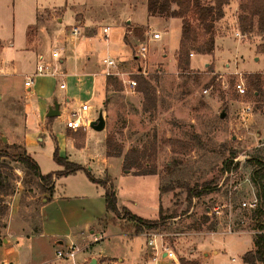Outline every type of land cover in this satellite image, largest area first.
<instances>
[{
    "label": "rangeland",
    "instance_id": "374dc122",
    "mask_svg": "<svg viewBox=\"0 0 264 264\" xmlns=\"http://www.w3.org/2000/svg\"><path fill=\"white\" fill-rule=\"evenodd\" d=\"M144 2L0 0V20L3 21L0 24V39L6 42L11 27L14 31L12 40L17 44L29 26L28 39H34L38 34L41 46L39 52L45 59H50L53 48L61 56L65 48L69 49L71 56L62 66L57 64L59 73H64V77L37 76L33 79V82L49 80L57 93H63L58 88L59 83L72 87V79L67 77L78 72V57L81 56L84 62L85 55L90 58L87 70L101 71V61L106 57L122 63L123 69H130L135 66L133 57L138 44L146 42L154 31L158 32L160 40L148 43V74L136 76L152 85L154 106L145 104L141 92L127 95L122 87L120 91L110 89L104 94L103 77H98V97L91 105L97 108L98 114L104 102L101 111L105 131L89 130L92 138L87 152L91 155L101 154L106 133V136L113 137L121 144L122 154L119 158L123 160L128 150H136L142 153L139 160L142 169L154 170V174L135 175L138 170L135 167L125 173L115 161L111 162L107 172L99 162H94L91 172L96 177H103L104 173L109 175L96 179L107 181L106 186L112 185L119 203L132 214L152 220L157 218L161 205L165 215L173 216L159 232L164 234L177 261L157 258L156 264H179L181 257L195 260L198 264L203 261L204 264H244L242 256L253 250L257 232L254 229L253 210L241 205L257 193L250 181L251 168L246 160L252 156L264 158V33L255 32L248 36L242 35V38L236 37L239 6L246 0H227L223 6V16L214 22L217 37L213 55L192 56L188 70L181 72L175 61L181 20L158 15L150 17ZM210 2L212 0H202L203 4ZM59 16L62 17L61 22L57 20ZM127 21L143 28L137 34L129 33ZM75 25L81 26L82 36L73 44L68 35L70 28ZM104 27H109L107 40L98 37ZM61 28L68 38L66 42L64 37L66 47L62 49L54 38V33ZM124 32L128 45L123 39ZM256 74L260 79L258 97L254 94L256 88L249 85L252 76ZM237 82L243 83L244 95L235 90ZM205 89L206 93L203 92ZM75 93L80 98L85 96L83 89ZM23 104L19 92L8 98L0 95V149H4L5 143L22 148V135L27 124L36 141V146L31 149L36 153L42 173L54 172L58 175L63 167L53 160V153L56 151L59 157L63 156L56 147L59 138L57 134L65 133V123L53 118L49 128L36 133L35 125L31 127L29 121L26 122ZM68 106L72 108L74 103H68ZM144 106L147 108L144 109ZM245 106L250 107V113H242ZM221 114L223 117H220ZM37 135L43 138V144L35 139ZM3 137L5 141H2ZM16 148H8V151L13 154L19 151ZM71 154L74 160L84 158L81 154L80 157L74 155V152ZM231 154L235 157L230 168L223 171V161L229 159ZM3 161L11 174L14 189L12 195L20 189V207L25 211L24 218L31 221L36 231L42 192L38 188L40 186L35 178L24 174L18 162L11 158ZM53 186L57 190L61 187H95L82 171L57 177L53 180ZM188 187L217 188L189 201L186 197ZM166 188L169 191H165ZM12 195L4 198L8 208ZM262 201L264 205V198ZM214 207H219V215L213 212ZM206 210L208 220L196 229L194 223L202 221ZM122 215L120 213L119 219H125L129 224L121 222L122 228L109 225L102 237L104 239L91 249L77 245L81 250L74 257L75 264H85L83 260L88 256L112 257L114 259L111 264H119L116 258H122L123 264H153L148 259L144 232L135 235L134 224ZM212 222L214 228L208 229ZM0 226L5 227L2 220ZM229 226L231 233H228ZM41 251L43 260L55 257L54 249H49L46 244L42 245ZM92 259V264H98L92 262ZM59 263L73 264L70 259H59V262L51 264Z\"/></svg>",
    "mask_w": 264,
    "mask_h": 264
},
{
    "label": "crops",
    "instance_id": "0c3cea01",
    "mask_svg": "<svg viewBox=\"0 0 264 264\" xmlns=\"http://www.w3.org/2000/svg\"><path fill=\"white\" fill-rule=\"evenodd\" d=\"M64 5H66V1ZM144 7L146 9V0L144 2ZM57 20L61 22L62 17H57ZM2 22L3 21L0 20V24ZM84 23L85 22H83V24ZM127 26L128 32H133V34H137L135 28L138 30L143 28L141 25L140 27L139 25L134 26L130 21H127ZM28 27H26L24 31L22 40H19L17 44L12 40L14 31L11 27L9 28L10 37L6 42L0 39V95L8 98L15 94V92L22 94L24 101L23 111L26 116V122L29 121L31 127L33 124L35 125L36 133H40L45 128H49L53 122V118H55L56 121L61 119L62 122L65 123L68 114L77 109L80 104L84 103L88 104V111L85 117L90 121L96 119L99 113L97 114V108L95 109L94 106L91 105V102L98 97L96 93L98 77H103L102 88L104 89V94L107 92L105 84L106 78L102 75V70L98 72L86 69L90 67V58L87 55H85V62L81 56L78 57V72L69 74V76L65 75V77L68 76L67 78L72 79V87L67 84H65V88H60V86H58L59 90L63 93H57V90L52 88L53 83L46 79L36 80V82H33L30 91H26L23 85L25 77L33 73L37 58L41 55L39 52L41 46L38 42V34L35 35L34 39H28ZM64 37H66L67 42L69 36L67 38L63 28L54 33V38L57 39L56 42L61 49L62 47H66V43H63V39L65 40ZM125 38L126 32H124V42ZM159 40H156V42ZM70 56L71 52L69 49L65 48L61 58L58 60V64L62 66ZM65 71L64 69V72ZM60 84L61 83H59V85ZM81 89H83L85 93L84 98H80L79 95L75 93V91H80ZM54 102L58 103L59 115L48 119L49 117L46 116L48 107ZM71 102L74 103V107L72 108L68 106V103ZM102 106H104V102ZM102 106L99 107V112H102ZM25 126L26 130L22 135L23 147L28 155L38 164L40 172L42 173L40 163L36 158V153L31 149V147H34L36 144V141L34 140L31 130L27 128V124ZM89 130L92 129L89 127L84 130L85 136L82 147L80 148L75 147L73 138L74 133L78 130L65 127V133L59 132L57 134L59 138L56 148L59 150L60 154L63 155L62 157L70 162L81 165L94 178L109 176L107 173L102 174L103 177L94 176L91 172L94 162H99L105 172H107L111 162L114 161L122 169L121 158L106 157L105 155L104 142L106 133L104 134L102 153L96 155L87 153L89 150V141L92 138ZM92 131L101 132L105 130ZM35 139L39 143L43 142V138L40 135H37ZM71 152H74V155H77V157H80L79 155L81 154L84 158H81V160H74L71 157ZM92 184L95 187H61L60 190L53 187L51 195L41 192V203L38 206L37 214L38 220H36L38 228H36V231L30 224L31 221L24 218L25 211L20 207L21 192L20 189H18L11 197V204L9 205L7 214L2 218L5 227H0V234L2 235L0 236V264L3 262H10L12 264H42L44 262L51 264L59 262L56 254H54L55 257L51 260H43V252L41 251L42 245L46 244L49 249H54V253H56L58 249H65L70 244L91 249L94 244L104 239L102 237L109 225L113 224L122 228L123 225H121V222H126L125 219L115 217L114 214L109 213L106 209L103 195L104 188L97 184ZM116 198L118 210L123 207L126 208L119 203L117 195ZM127 224L129 223L126 222V225ZM41 243L42 245H40ZM92 258L95 260V263L98 264H111L113 263L112 259H114L112 257L88 256L85 257L83 261L85 264H92L90 262ZM71 261L75 264L74 259ZM115 261H118L119 264H123L124 260L122 258H116ZM200 264H204V261Z\"/></svg>",
    "mask_w": 264,
    "mask_h": 264
},
{
    "label": "trees",
    "instance_id": "16d2710c",
    "mask_svg": "<svg viewBox=\"0 0 264 264\" xmlns=\"http://www.w3.org/2000/svg\"><path fill=\"white\" fill-rule=\"evenodd\" d=\"M227 0H212V2L203 4L202 0H146V11L148 16H162L165 18H178L181 20V34L178 49L175 54L176 67L184 72L189 68L190 54L212 56L215 49V40L217 32H215V21L223 16V6ZM240 13L236 18V28L241 35H251L252 33H264V0H246L240 4ZM140 30L135 28V32ZM137 78V91L144 96V102L147 105L154 106V89L152 85L143 80L141 77ZM250 86L255 87L254 94L258 97L260 79L258 74L252 76L249 82ZM106 88L112 91H120L121 85L113 77H106ZM147 106H144V109ZM48 119H51L49 117ZM74 133V145L76 148L82 147L84 140V130L77 129ZM105 155L106 157L118 158L122 154V146L117 143L113 137L107 135L105 138ZM4 149H0V223L2 218L7 214L8 204L4 198L12 195L13 187L11 183V174L6 170L3 159L11 158L18 162L26 176L33 177L37 180L39 188L42 192L49 195L53 192V180L56 177L67 176L79 171H83L87 179L104 188V199L106 209L109 213L119 217L123 213V218L131 221L134 224V231L137 233L157 231L159 232L165 226L167 220L172 218L171 215H165L163 208L160 205L158 209V216L155 219L148 220L140 218L126 208L118 210L116 202V194L112 185L106 186L107 181L94 178L81 165L68 161L66 158L59 157L57 152L53 153V160L63 167L58 175L54 172L42 174L38 164L28 155L26 150L22 147L15 146V144H3ZM17 147V148H16ZM8 148H16L19 151L10 153ZM142 153L130 149L123 156L122 171L128 172L131 168H137L135 175H152L154 170H143L140 163ZM235 155L231 154L229 159L223 161V171H228L230 164ZM251 168L250 181L256 187L257 205L253 210L252 217L254 219V229L258 231L255 234L253 241V250L247 251L242 256L244 264H256L264 261V158L258 156L249 157L246 160ZM142 170V171H141ZM55 176V177H54ZM217 187H188L186 188V197L190 201L193 198H200L216 190ZM164 190L163 188H161ZM165 191H169L168 188ZM234 202V201H233ZM208 220V210L205 211L201 222H195V228L199 229L202 223ZM1 227V226H0ZM214 223L208 225V229H213ZM179 264H198L195 260H188L185 258L179 259Z\"/></svg>",
    "mask_w": 264,
    "mask_h": 264
},
{
    "label": "built area",
    "instance_id": "2783aa9c",
    "mask_svg": "<svg viewBox=\"0 0 264 264\" xmlns=\"http://www.w3.org/2000/svg\"><path fill=\"white\" fill-rule=\"evenodd\" d=\"M81 26L75 25L70 28L69 31V38L73 44H75L79 37L82 36ZM109 32V27H104L98 33V37L100 39L107 40V34ZM235 36L238 38H242V35L239 31L235 32ZM160 34L156 31L150 34L146 42H140L138 44V48L136 51L135 56L133 57V61L135 66L130 69H123L121 67V63L118 61L106 57L102 59V75L106 77H113L117 79L121 83L122 90L124 94L131 95L134 94L137 90V75L146 76L148 74V65L149 64V51H148V43L151 41H156L160 39ZM192 56V54H190ZM61 58L60 52L53 48L51 51L50 59H45L44 56L39 55L37 58V62L35 64V68L32 74L25 77L24 80V88L26 91H30L33 85V79L37 76H45V77H64V73H59L58 69V60ZM60 88H65V84L61 83ZM235 90L240 94H245V88L242 82H237L235 84ZM206 89L203 91L206 93ZM88 111V104H80L79 107L73 111H71L66 120H65V127L68 129H81L86 130L89 128L90 120L85 117L86 112ZM250 107L245 106L242 109L243 114L250 113ZM241 205L243 207L248 208L249 210H254L257 205L256 196L252 197L250 201L242 202ZM213 212L217 215L220 214L219 207H214ZM232 229L231 226L228 227V233H231ZM258 232V231H257ZM256 232V233H257ZM143 235L146 238L145 244L148 249V259L156 264L157 258H166L172 262H176V256L172 249L169 247L167 242L165 241V236L161 232L157 231H148L144 232ZM81 248L77 247L75 244L68 245L65 249H58L56 250V257L58 259H70L73 260L76 253H78ZM234 261V259H232ZM1 264H12L10 262H3ZM264 264V261L259 263Z\"/></svg>",
    "mask_w": 264,
    "mask_h": 264
},
{
    "label": "water",
    "instance_id": "95a60500",
    "mask_svg": "<svg viewBox=\"0 0 264 264\" xmlns=\"http://www.w3.org/2000/svg\"><path fill=\"white\" fill-rule=\"evenodd\" d=\"M57 115H59L58 103L54 102L51 106L48 107L46 116L55 117ZM220 117H223V114H221ZM104 125L105 123H104L102 112H99L97 118L90 122L89 127L92 130L101 131L102 129H104ZM2 141H5L4 137L2 138ZM92 262L95 263V260L92 259Z\"/></svg>",
    "mask_w": 264,
    "mask_h": 264
}]
</instances>
